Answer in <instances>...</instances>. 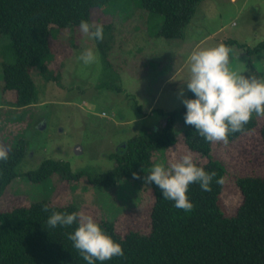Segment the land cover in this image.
I'll use <instances>...</instances> for the list:
<instances>
[{"label":"rangeland","instance_id":"rangeland-1","mask_svg":"<svg viewBox=\"0 0 264 264\" xmlns=\"http://www.w3.org/2000/svg\"><path fill=\"white\" fill-rule=\"evenodd\" d=\"M131 7L122 5L115 16L102 15V8L90 10L91 22L113 24L109 67L104 66L94 40L84 37L79 27H70L71 36L66 35L69 28L56 31L50 42L55 54L51 67L59 71V78L46 81L31 68L37 101L24 107L14 105L13 91L3 90L2 63H12L13 56L7 49L10 40L0 37V145L26 143L16 168L18 177L0 195L1 212L45 200L56 207L74 206L76 213L90 215L95 222H110L119 236L129 229L147 234L153 202L149 184L143 179H120L112 187H102L88 183L87 176L111 169L112 157L125 140L141 131L155 135L166 114L183 107L178 92L183 88L187 98L188 58L194 49L233 40L229 67L245 76H264V51L246 52L264 41V0H202L183 36L170 40L150 34L149 27L152 33L158 31L159 16L148 25L147 13ZM86 48L97 53L95 62L87 65L79 59ZM253 115L256 124L250 131L227 145L213 141L208 157L186 148L184 124L176 121L174 145L155 152L151 168L157 163L167 167L189 153L195 164L219 162L225 170L220 208L225 215L233 214L242 201L235 179L264 178L259 133L264 116ZM44 159L66 162L82 176L75 181L57 175L43 183L27 180L24 174Z\"/></svg>","mask_w":264,"mask_h":264},{"label":"trees","instance_id":"trees-1","mask_svg":"<svg viewBox=\"0 0 264 264\" xmlns=\"http://www.w3.org/2000/svg\"><path fill=\"white\" fill-rule=\"evenodd\" d=\"M201 1L0 0V37L10 40L7 49L13 56L12 63H2L3 90L14 92L16 107L34 104L37 95L29 70L34 68L46 81H57L59 71L51 67L55 54L50 42L55 39L56 31L79 27L81 20L91 22L89 15L93 8H102V15H110L122 9V5H131L147 13L148 25L159 16V29L152 33L149 27L150 34L170 40L183 36L184 28ZM102 24L103 40H93L104 66L109 67L107 55L113 45L114 28L111 21ZM222 43L235 44L229 39ZM260 51H264V41L246 50L248 55ZM187 98H194L189 90ZM185 113L183 105L166 114L164 124L155 135L141 131L125 140L112 157L113 167L105 173L87 176L88 183L112 187L120 179H142L152 169L154 153L174 145L176 121L184 124L182 142L186 148L208 157L213 142L201 137L194 126L185 124ZM255 124L252 114L243 131L229 133V142L250 131ZM259 133L264 148V123ZM25 147L26 143L21 140L7 147L11 149L9 160L0 161V195L18 177L16 168L25 155ZM196 165L207 172L214 171L216 177L211 191H203L198 183L189 185L187 195L194 205L191 212L177 209L174 201L163 198L154 183L149 184L153 194L149 232L142 234L129 229L119 236L112 223L96 222L113 241L121 244L124 255L106 261L94 260V264H264V178L251 175L236 178L235 185L242 201L233 214L225 215L219 204L225 178L223 166L211 159ZM52 175L75 181L82 173L72 172L66 162L44 159L36 169L24 174L32 183H43ZM219 178L223 182L217 184ZM43 205L48 206L47 212L41 210ZM53 211L70 214L76 212V208L56 207L40 200L27 207L0 211V264H87L68 239L78 223L49 227L47 219Z\"/></svg>","mask_w":264,"mask_h":264},{"label":"clouds","instance_id":"clouds-1","mask_svg":"<svg viewBox=\"0 0 264 264\" xmlns=\"http://www.w3.org/2000/svg\"><path fill=\"white\" fill-rule=\"evenodd\" d=\"M78 30L89 40H103L101 23L81 20ZM71 34L69 28L66 35ZM230 52L231 48L222 42L215 47L194 49L188 58L190 75L185 82L194 98H183V88L178 92L186 107L185 124L194 126L206 141L223 142L225 145L229 142V133L243 131L253 113L264 116V76H245L232 70L229 67ZM79 59L85 65L91 64L97 59V53L93 48H86ZM10 151L0 145V161L6 163ZM214 177V171L207 172L198 167L189 153L167 167L161 163L153 165L150 173L142 179L145 184L154 183L164 199L175 202L174 207L191 212L194 205L187 195L189 185L198 183L203 191H211ZM222 182V178L216 180L217 184ZM41 210L47 212L48 206L43 205ZM73 223H78V227L68 234V239L87 264L124 255L121 244L113 241L90 215L53 211L47 219L48 226L52 228Z\"/></svg>","mask_w":264,"mask_h":264}]
</instances>
